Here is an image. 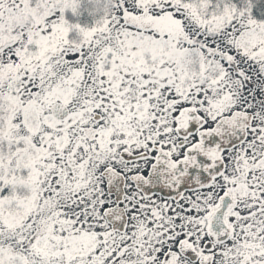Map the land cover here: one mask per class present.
<instances>
[{"label":"snow or ice","instance_id":"1","mask_svg":"<svg viewBox=\"0 0 264 264\" xmlns=\"http://www.w3.org/2000/svg\"><path fill=\"white\" fill-rule=\"evenodd\" d=\"M0 264H264V0H0Z\"/></svg>","mask_w":264,"mask_h":264}]
</instances>
